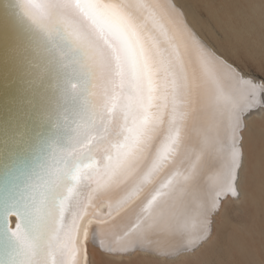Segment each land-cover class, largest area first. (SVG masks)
I'll list each match as a JSON object with an SVG mask.
<instances>
[{"label":"snow or ice","instance_id":"obj_1","mask_svg":"<svg viewBox=\"0 0 264 264\" xmlns=\"http://www.w3.org/2000/svg\"><path fill=\"white\" fill-rule=\"evenodd\" d=\"M17 5L22 14L14 13ZM11 8L21 42L28 19L82 57L96 101L72 121L74 136L63 151L74 163L64 169L40 164L38 171L36 163L58 134L56 112L29 101L31 111L18 108L0 126V264H90L89 242L97 237L99 248L113 256L140 249L194 253L211 237L210 213L220 209L221 197L239 198L246 135H258L264 148V126L257 133L254 121H264V72L257 78L241 71L175 0H13ZM193 8L234 54L244 52L251 61L264 56L252 23L264 4L195 0ZM24 52L22 43L13 50L21 60ZM193 124L199 125L196 139ZM189 144L195 155L189 174H168L142 202L135 222L120 216L121 207L113 215L111 204L107 213L87 218L92 198L82 195V185H134L125 197L131 200L174 167ZM152 234L178 243L171 250L152 247ZM249 253L264 264V239Z\"/></svg>","mask_w":264,"mask_h":264},{"label":"bare ground","instance_id":"obj_2","mask_svg":"<svg viewBox=\"0 0 264 264\" xmlns=\"http://www.w3.org/2000/svg\"><path fill=\"white\" fill-rule=\"evenodd\" d=\"M175 2L182 6L188 15L189 21L194 25V27L205 36L210 43L213 44L217 50L227 57L231 62L235 63L238 67H240L241 71H243L246 75H252L257 78V74L250 72L245 66L241 63V53L239 55L234 54L233 49L228 44H220L216 40V35L212 30V26L209 22H206L204 18H202V14L193 8V4L195 0H175ZM34 3L39 5L41 0H34ZM257 4H264V0H256ZM18 10H20L18 6ZM31 21V20H29ZM29 25L26 26L31 29L29 33L32 34L31 42L34 43V48L36 47V43L41 44L44 33L40 32V24L34 23L33 21L29 22ZM32 23V24H31ZM252 23L255 25V32L253 34V38L256 44L257 49L259 51L264 50V10L258 9L255 17L252 20ZM35 28V31H33ZM27 32H23V36L26 39ZM34 37V39H33ZM45 44L41 45L42 49L46 51V58L48 61L42 65V68L47 71L49 79L52 83L53 89L58 84V91L56 97L52 101H50V107L45 103L42 104L41 108L60 113L62 116L61 123L63 124L62 130H64V144L60 146V151L64 152V149H67L69 146L70 140L73 138V125L72 121L76 116L86 115L88 111H90L91 105L95 103L96 97L92 95V88L87 92V94H91V99L88 96L87 101L81 99L79 90L73 92L69 89V84H81L83 70L80 65L74 60H69L67 53L64 51H54V47L56 44H50L47 41V38L43 37ZM39 40L40 43L37 42ZM21 43L23 44L25 51L31 52L29 49V45L26 40L23 39L21 42L19 39H16L13 46L14 48H18ZM43 43V42H42ZM58 48V47H57ZM36 49V48H35ZM49 54V55H48ZM36 55L39 56L38 52ZM43 55V54H42ZM30 56V59H33L35 63H38V59L34 60ZM37 56H35L36 58ZM38 58V57H37ZM51 62V64L49 63ZM41 67V65H39ZM54 103V104H53ZM53 105V106H52ZM255 128L257 133L259 129L264 126V121H261L259 116L254 118ZM251 123V122H250ZM61 125V124H60ZM192 135L193 138L196 139V129L199 127L198 124H193L192 126ZM203 133L201 132V138ZM54 140L51 143L54 147ZM244 167L241 170V181L239 182V198L233 197L230 193L226 196L221 197V207L218 211L210 213L211 218V237L208 241L202 243V245L194 252V253H186L180 252L178 255L173 254L171 256L166 255H157L151 251L146 249L137 250L130 255L127 256H113L108 253L103 252L99 248V238L97 237L95 240H90L89 242V260L90 264H106V262H111V264H135L138 260H149L156 262L157 264H184L187 260H193V264H206L215 252L218 253V250L221 248L222 237L226 234V231H222V228H225L228 225V215L227 212L231 207H234L236 210L243 209L246 204L249 202H253L255 199V190L256 184L258 183V179L260 175L258 174L261 169V160L263 158L262 150L259 149V138L258 135L252 139H249L246 135L244 141ZM40 153V152H39ZM36 154V158L39 155ZM182 155L176 160L174 167L169 169L166 173H161L158 176L154 177L151 183L145 184L142 186L141 190L131 199L125 201V197L128 193L132 192L134 185L128 186L126 189H117V188H96L95 184H92L89 187L87 184H84L80 187V191L83 196L91 195L92 203L89 205L88 213L89 216L87 218H94L96 212L107 213L109 211L108 205L111 204L113 215H116L117 208L121 207L122 211L120 212V216H125L128 222H135L138 215H140V209L143 206L142 202H146L147 199L151 198V195L154 194L155 187L159 186V183L162 182L168 174L174 171H179L184 173L185 175L189 174L192 169V164L195 161V155L192 153V145L189 144L186 148L182 149ZM64 154V153H63ZM65 155V154H64ZM66 157V155H65ZM95 160L98 161L100 159V155H94ZM40 163V162H38ZM52 163V162H51ZM62 166L59 164H53L49 166L50 169H62ZM184 182L181 181L180 185H177V190L181 186H183ZM95 189V191H93ZM167 191V190H165ZM179 194V191H177ZM264 194V193H263ZM214 195V192L212 193ZM211 197H209L210 200ZM261 198V197H260ZM121 202H123L121 204ZM239 212V211H238ZM232 214V213H231ZM237 214V213H236ZM86 218V219H87ZM15 222L13 221V224ZM240 226V225H239ZM93 229H98L99 226L93 224ZM239 228V227H238ZM228 234V233H227ZM106 241H111L113 239L112 233L110 231H106L104 237ZM149 239L152 241V247H159L161 250H171L178 241L173 239L170 236L165 234H152ZM222 255V254H221ZM218 256V255H217ZM222 258V256H221ZM214 263V262H213ZM188 264H192L191 262Z\"/></svg>","mask_w":264,"mask_h":264},{"label":"water","instance_id":"obj_3","mask_svg":"<svg viewBox=\"0 0 264 264\" xmlns=\"http://www.w3.org/2000/svg\"><path fill=\"white\" fill-rule=\"evenodd\" d=\"M12 3L13 0H0V126L3 125L9 114L16 111L18 108L21 110L31 111L32 109L29 107V101L32 102L33 107L37 104L42 107V104L45 103L50 107V101L56 97L59 88L58 84L53 89L47 71L42 68L45 61H48L44 58L47 56L45 53L46 51H44L41 47V45L47 43L43 37L47 38V41L50 44H56L54 47L55 52L59 50L64 51V53H67L70 61L74 60L80 65L83 70V74L81 84L78 83L77 85L79 94L81 99L84 101H87L88 96L91 99L92 95L87 94V92L91 90V81L89 79L87 69L83 66L82 57L70 52L64 42L58 37L50 38L41 26L40 32L44 33L43 37H41L43 43L41 42V44L38 45L36 43L35 49L34 43L30 41V35L32 36V34L29 33V30L31 29L26 26V24L29 25V20L25 19L24 26L26 30L24 32H27L28 35L26 36V39L24 38V40H26L29 45V50L31 51L29 52L30 55L28 54V51H25L23 59L21 60L13 54V50L16 49L13 44L20 35L13 14L22 13L18 10V5L15 7L14 13H12ZM29 26L32 27L31 25ZM33 31H35V28H33ZM37 42L40 43L39 40H37ZM36 52H38L39 56L36 55ZM30 56H33L32 58H34V60L38 59L39 62L35 63L33 59L29 58ZM35 56L38 58H35ZM49 63L51 64L50 61ZM39 65H41V67ZM85 81H88V83L85 84ZM58 115L60 116V113ZM61 120L62 116H60V120L58 122V134L52 139L56 145L53 147L51 146L53 145L51 143L52 140L48 141L36 158L38 171L40 164H43L44 167L48 169H50L49 166L53 164H59L62 166L61 168L64 169L66 164L70 161L74 163L72 157H65L63 154L64 152L60 151V146L65 143L64 134L66 132H64L62 127H60L63 126ZM93 160H95L94 156ZM13 226H15V223Z\"/></svg>","mask_w":264,"mask_h":264},{"label":"rangeland","instance_id":"obj_4","mask_svg":"<svg viewBox=\"0 0 264 264\" xmlns=\"http://www.w3.org/2000/svg\"><path fill=\"white\" fill-rule=\"evenodd\" d=\"M257 50L259 51V49ZM240 58L242 65L250 72L258 76L262 75V72H264V56H257L255 61H251L246 53L241 52ZM259 149L262 150L263 158L261 169L258 172L260 178L256 184L255 199L253 202L246 204L243 209L236 210L231 207L228 210V225L222 228V231H226L220 242L222 246L218 253L215 252L211 255L212 258L206 264H252L253 260L257 261L258 264L259 256L251 255L249 249L253 243L259 248L262 239H264V148H262L260 141ZM190 262L193 264L191 259L185 261L184 264ZM135 264L157 263L149 260H138Z\"/></svg>","mask_w":264,"mask_h":264}]
</instances>
